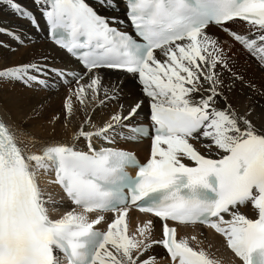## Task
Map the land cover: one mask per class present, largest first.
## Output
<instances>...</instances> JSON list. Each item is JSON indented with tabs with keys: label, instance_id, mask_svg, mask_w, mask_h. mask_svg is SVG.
Segmentation results:
<instances>
[{
	"label": "snow or ice",
	"instance_id": "6c2138e0",
	"mask_svg": "<svg viewBox=\"0 0 264 264\" xmlns=\"http://www.w3.org/2000/svg\"><path fill=\"white\" fill-rule=\"evenodd\" d=\"M0 5V92L66 86L50 123L68 133L37 136L44 103L17 123L0 97V264H264V83L238 67L264 73V0ZM41 32L77 66L13 62Z\"/></svg>",
	"mask_w": 264,
	"mask_h": 264
},
{
	"label": "bare ground",
	"instance_id": "6f19581e",
	"mask_svg": "<svg viewBox=\"0 0 264 264\" xmlns=\"http://www.w3.org/2000/svg\"><path fill=\"white\" fill-rule=\"evenodd\" d=\"M23 2L28 3L29 0H23ZM7 12V9L4 8L3 5H0V22H3L5 24H8L13 21V17L10 15H5ZM116 15L120 16L121 19H123L122 13H117ZM0 39H6V37H0ZM34 43L27 46L26 49H22L20 53L12 57L13 62L19 61L23 58V55L25 52L28 53V58H38L42 54L45 56H48L50 58V62L59 67L67 66L69 63H74V60H71V58L66 57L61 50L56 48L47 38L46 33L41 32L38 35H33L32 37ZM237 48L239 46L237 45ZM238 59L239 64L238 67H240L242 70L247 69L245 72L246 78L254 80L256 84L259 86L261 83H264V73H261L256 65V62L248 56L247 53H238ZM62 88H67L66 86H59L57 90L52 92H40L39 94L33 95L31 93H27L28 97H31V99H28L26 102H19V97L24 95V90L20 88L12 89L11 91H3L0 92V97L7 98L11 101L10 107L14 113V117L16 119V122L19 123L20 119H22L24 116L31 113V110L33 107H35L40 102L44 103V107L42 109H39V115L38 118H34L29 121V123L32 125V131L39 137H42L46 140L50 139H67L68 133L64 131L62 125L57 121L55 125L53 123H50L51 120L49 119L50 113L47 116L48 111V100L51 98L50 95H52L54 98L49 103L50 107L59 106V99L61 98V92ZM63 93V92H62ZM121 103L125 104L127 106L128 99L122 100ZM79 104H76V115L79 116L81 119L84 118L83 112L79 111ZM117 109V105L115 102L109 104L108 108L104 110V116L106 117L107 114L111 111H114ZM61 110H59L60 112ZM58 112V113H59ZM56 113V112H55ZM57 115V114H56ZM59 117L63 119V112L60 113ZM95 119L99 120V115H96L94 117ZM48 120V121H46ZM53 127H55V132H52ZM148 147V141H144L143 143L137 145L135 147V151L139 155L146 156L145 152L147 151ZM191 231V230H188ZM157 237L159 236V230L157 228L156 231ZM211 242L213 245H215L216 248L219 249L220 254H226L225 250L223 248V242L215 236L211 230H208L207 232V242ZM154 250L157 253L163 254V249L159 246H154Z\"/></svg>",
	"mask_w": 264,
	"mask_h": 264
},
{
	"label": "rangeland",
	"instance_id": "374dc122",
	"mask_svg": "<svg viewBox=\"0 0 264 264\" xmlns=\"http://www.w3.org/2000/svg\"><path fill=\"white\" fill-rule=\"evenodd\" d=\"M59 92H61L60 94H61V98L59 99V106H55V107H50L49 106V103L51 102V100L54 98L52 95H50V99L48 100V113H47V116L49 117V115H50V117H49V119L51 120V118L52 117H55V116H59L60 115V113H62L63 112V107H62V105H63V99H64V96L66 95V93H67V88H62V91H59ZM63 92V93H62ZM59 110H61L60 112H59ZM56 112V113H55ZM59 112V113H58ZM50 113V114H49ZM49 114V115H48ZM57 114V115H56ZM53 119V118H52ZM46 121H48V120H46ZM52 121V120H51Z\"/></svg>",
	"mask_w": 264,
	"mask_h": 264
}]
</instances>
